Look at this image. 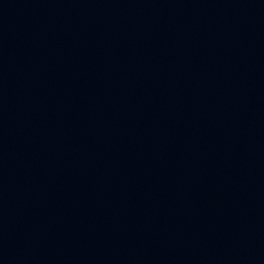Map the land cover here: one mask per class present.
Listing matches in <instances>:
<instances>
[{"label":"water","instance_id":"95a60500","mask_svg":"<svg viewBox=\"0 0 264 264\" xmlns=\"http://www.w3.org/2000/svg\"><path fill=\"white\" fill-rule=\"evenodd\" d=\"M0 264H264V0H0Z\"/></svg>","mask_w":264,"mask_h":264}]
</instances>
